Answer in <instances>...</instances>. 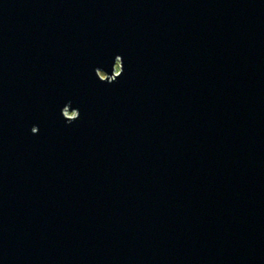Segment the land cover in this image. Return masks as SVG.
<instances>
[{
  "label": "water",
  "instance_id": "95a60500",
  "mask_svg": "<svg viewBox=\"0 0 264 264\" xmlns=\"http://www.w3.org/2000/svg\"><path fill=\"white\" fill-rule=\"evenodd\" d=\"M0 264H264V0H0Z\"/></svg>",
  "mask_w": 264,
  "mask_h": 264
},
{
  "label": "rangeland",
  "instance_id": "374dc122",
  "mask_svg": "<svg viewBox=\"0 0 264 264\" xmlns=\"http://www.w3.org/2000/svg\"><path fill=\"white\" fill-rule=\"evenodd\" d=\"M117 69H118V66H117V64H115L114 72H116ZM98 74H99L101 77L104 76L103 73L100 72V71L98 72ZM63 112H64L65 115L70 116V117L73 116V114L75 113L74 111H68V110H66V109H64Z\"/></svg>",
  "mask_w": 264,
  "mask_h": 264
}]
</instances>
